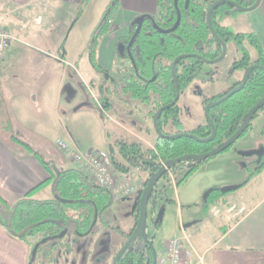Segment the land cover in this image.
<instances>
[{"label":"crops","instance_id":"1","mask_svg":"<svg viewBox=\"0 0 264 264\" xmlns=\"http://www.w3.org/2000/svg\"><path fill=\"white\" fill-rule=\"evenodd\" d=\"M82 1L0 0V26H9L13 33L22 30L27 23L20 26L15 22L14 14L18 11L23 13L28 7L35 9L40 6L48 17L56 11L62 28L70 27L62 54H59L60 47L56 48L53 55L41 48L11 43L0 59V211L4 217L8 216L9 208L22 196L50 177V166L56 170L76 166L64 153L63 159L67 164L62 161L61 165L64 166H59L58 158L48 151L51 139L44 138L39 133L49 131L55 134L61 130L68 133L64 118L69 114L73 117L78 114L95 115L94 108L91 107L95 99L92 93H87V83L80 82L84 89L82 85L78 87L75 83L74 91L71 87L74 83L72 76L74 71L78 73L85 64L94 70L86 49L91 33L110 0H89L81 16L76 18L77 7ZM157 2L158 0H119L120 6L114 21L117 30L105 35L97 49V62L102 69L109 70L115 63L116 68L129 65L127 61H121L117 57V39L125 33L127 24L135 17L155 15L158 11ZM260 7V11L254 14L259 15L256 19L259 18L260 27V22L255 26L251 15L246 12L225 19L224 24L237 32L255 33L264 53V0ZM71 33L74 35L69 38ZM204 69L207 70H203L200 77L209 80L212 77V65H206ZM91 79L97 80L98 76ZM214 94L205 92L204 95ZM81 103L89 104L75 110ZM196 115L201 117V113L197 112ZM242 140L244 143H253L249 137ZM22 143L28 144L31 149H27ZM134 177L135 180L143 181L146 174L137 171ZM50 196L52 197L50 185L39 187L33 192V198L36 199H49ZM175 206L179 218L172 238L183 240L194 260L200 256L202 264H264V169L234 195L215 201L200 220L188 222L189 224L182 221L183 211L178 194ZM132 225L133 221L126 230H121L128 232ZM97 228L98 226L95 233L87 236L90 239V248L88 254H85L86 260L90 259L88 263L99 250V242L106 233L105 229L97 231ZM37 239H29L30 243L23 242L0 225V264H29L31 246ZM91 241L92 245L89 244ZM152 241L156 257H159L164 252L165 240L160 244L159 250L153 239ZM69 255L72 260L75 256L84 258V254L80 255L74 248Z\"/></svg>","mask_w":264,"mask_h":264},{"label":"trees","instance_id":"2","mask_svg":"<svg viewBox=\"0 0 264 264\" xmlns=\"http://www.w3.org/2000/svg\"><path fill=\"white\" fill-rule=\"evenodd\" d=\"M88 1L83 0L79 3L76 18L81 16ZM198 1L177 0L176 7L174 0H158L160 12L163 13L166 10L165 12L167 13L163 22L155 20L153 22L151 17L146 15L138 33H135L137 25L130 24L127 34L121 35L117 39V42H123L127 45L125 55L117 52L118 59L131 60L129 74H126V69L120 71L122 77L117 82L119 90L142 104L153 105L150 111L151 117L155 110L171 102L175 95L170 65L178 55L201 54L206 59H214L221 54L222 47L212 37L206 21L207 9L214 0H206L201 2V4ZM254 2L255 0H250L242 5H252ZM119 6V0H110L93 29L87 45L86 51L90 65L99 73H104L106 70L102 69L97 62L98 45L105 35L117 30L114 21L116 20ZM177 9L181 11L179 26L174 32L163 33L160 29L172 26L176 22ZM238 12L239 10L232 6L223 5L213 10L211 16L213 27L218 36L226 43L233 41L240 52V58L235 59L232 69L243 70L249 65L251 55L246 46L247 43L252 45L256 52L255 63L264 66L263 48L255 33L235 32L229 26L223 25L218 21L220 16L226 14L234 15ZM155 24L157 25L156 27H154ZM131 38L133 43L128 46ZM60 49H64L63 43ZM203 64L204 61L197 56H187L178 61L175 68L181 89L192 82ZM154 76L155 79L152 80ZM82 86L84 87V85ZM97 92L99 98L97 101L101 103L102 108H100L96 100L92 105L98 110L106 111L108 105H110L106 101H109V95L112 94V90L105 86L103 80L99 84ZM263 96L264 70L254 68L249 72L246 83L238 92L209 109V117L216 128V134L212 140L198 142L186 136L174 139H165L157 136L154 142L155 149L144 150L139 143L119 137L107 144V152L112 159L114 170L120 175L130 173L133 170L145 173L144 188L152 170L159 166V160L166 161L188 153H204L215 149L229 139L241 125L248 110ZM218 97L220 95L214 98H206L204 99V104ZM260 110H264V106L258 111ZM258 111L252 119L257 116ZM177 112V105L163 110L158 120L160 128L163 129V126L170 118L173 119V125L176 128L179 127ZM248 128H250V125ZM191 133L200 138H205L211 134V128L205 122L196 127ZM22 144L27 149H31L28 144ZM116 152L120 160L115 158ZM206 160H189L172 167L174 172L175 170L183 169V175L177 183L187 180L199 168L200 164ZM44 164L48 166L46 162ZM263 169L264 153L261 161L256 164V167L249 173L246 180L240 183V187L248 184ZM49 173L50 177L48 179L28 191L9 208L7 217H4L0 211V225L17 239L30 243L29 239L38 238L35 241L36 243L44 237H50L46 242L39 245L35 259L38 256L44 259L45 255H49V253L46 254V251H43V247L49 241H53L51 245L54 247L56 242L63 241L66 238L67 234L61 238L56 237L65 228L71 231L74 236L70 242H65L66 248L63 251L69 252L72 250L73 242L79 237L92 233L95 218L107 226L108 222H105L104 213L114 204L108 191L92 183L87 173L78 166L64 170H56L50 166ZM166 176L167 174L164 175V177ZM46 185L51 186L52 197L49 199L33 198V192L37 188ZM143 188L136 195L132 207L133 227L129 232H121L125 239L130 236L136 226ZM223 194L225 193H222L217 188L211 189L208 197L202 201L204 215L208 212L209 207ZM157 196L154 189L149 201ZM161 221L162 219L156 220L155 218L153 220L154 226L159 227ZM35 243L32 244L31 249ZM154 260L156 261V254L152 238L147 236L145 239L142 235H138L124 250L116 264H153Z\"/></svg>","mask_w":264,"mask_h":264},{"label":"rangeland","instance_id":"3","mask_svg":"<svg viewBox=\"0 0 264 264\" xmlns=\"http://www.w3.org/2000/svg\"><path fill=\"white\" fill-rule=\"evenodd\" d=\"M39 7L40 6L35 9H29L28 7L23 13L18 11L14 14V18L16 19L15 22L19 23L20 26L24 22L27 23L24 27H22V30L14 33L17 40L12 43L41 48L48 54L54 55L57 50L56 48L60 47L62 43H65L70 27L62 28L61 23L58 21L56 11L51 13L50 17H48L47 12ZM260 8L261 7L259 5L255 10L246 12L251 15V19L253 20L255 26L260 21L258 22L259 18L256 19L259 15L254 16V14L257 11H260ZM245 17L243 16V18ZM33 20H36V22ZM228 21L230 20H227V22ZM258 25L260 27L261 22ZM6 27L4 28L8 30L10 29V31L12 30L9 26ZM110 34H112V32ZM73 35L71 33L69 38ZM227 50L226 57L223 60L212 64V80L204 79L203 77H200L201 75H199L183 92L178 103L184 108L183 113L189 121L186 125L188 128H193L197 123H203L205 121L202 114V102L204 98L203 93H223L241 76L240 71L235 73L227 71L230 69L231 59L235 56H239L233 42L228 44ZM250 51L252 57H255L256 54L254 49L250 47ZM62 53L63 50L59 49V54ZM114 65L112 67H109L108 65L109 70H107V72L110 76L116 79L120 76V68H116V63ZM80 68L79 72L75 73L74 71V75L72 76L74 81L71 86L72 90L75 91L76 85L80 87V82L85 81L88 85L87 88L85 87V89L88 90L87 93H92L96 99H99L97 97V85L102 82L103 74H100L96 70H92L88 64H85L83 68ZM206 70L207 69H204V71ZM96 76H98L97 80L91 79ZM104 83L105 85L111 83L110 87H114V84L110 82L109 77L106 78ZM63 92H65V88ZM119 97L122 98V100L118 99L117 96H111L113 105L107 108L106 111L98 110L91 104V107L94 108V116L78 114L73 117L72 114H69L66 118H64V126L67 127L68 133L63 132L62 130L61 132L57 131L55 134L49 131L39 133L42 137L51 139L48 151L58 158V162H60L59 166H64L61 165L62 161H64L65 164L67 163L65 162V159H63L64 155L62 153L64 152L60 149L58 140L63 141L69 147L81 151L88 149L107 151V144L109 142H113L116 138L122 137L128 141L133 140L139 143L144 150L155 149L154 140L156 132L153 127L152 117L150 114V111L153 108L152 105L141 104L139 101H134V99L127 95H121ZM33 102L37 104L35 100ZM99 104L100 108H102L101 103ZM197 112L201 113V117L196 115ZM263 123L264 110H260L258 111L257 116L251 121V126L247 130L248 132L239 137L228 149L201 163L198 170L189 179L183 181L182 183H177V181L183 175V169L175 170V174L172 178L166 176L162 177L158 181L155 187V194L158 196L149 201L146 220V233L154 240L157 250L160 249V244L163 243L164 240L172 238L177 227L179 218L177 207L175 206L177 194L179 195L180 206L183 211L182 221L189 224L188 222L200 220L202 215H204L202 201L205 193L209 189L217 188L220 190L223 187L239 184L246 180L249 173L252 172L256 163L259 161V158L255 161V156H242L241 153L251 151V149L256 150L263 145V143H259L260 141H258L261 138L260 126ZM165 130L169 131V126L165 127ZM244 137H249V140L253 143H244L242 140ZM261 150L262 148L259 151ZM115 158L120 160L117 152L115 153ZM160 161L162 160H159V164ZM136 172L137 171L133 170L130 173L123 174L122 176L134 181V175H136ZM172 172L174 173L173 170ZM240 188L242 187L226 192L220 198H228L231 195H234V193ZM49 198H51V196ZM134 202L135 198L129 196L114 204L112 208L108 209L105 212V217L110 222V225H120L122 229L126 230L133 221L132 207ZM161 210H163L161 225L159 227H155L153 220H155ZM113 230L114 229H107L104 235L105 246L109 249L116 247L120 241L119 234L116 230ZM73 237V234L69 231L66 238L63 241L56 242L54 247L51 245L53 241H49L43 247V251H50L53 249L51 257L53 256L54 260L57 258V261H47L46 264H85V254H87V251H89L90 248L88 245L90 239L88 237H79L75 242H73V248L77 249L80 255L84 254V258L80 261V263L77 261L78 257L76 258V261H71V256L63 253L64 251H62V243L66 241L70 242ZM33 264L43 263L41 258L38 256Z\"/></svg>","mask_w":264,"mask_h":264},{"label":"water","instance_id":"4","mask_svg":"<svg viewBox=\"0 0 264 264\" xmlns=\"http://www.w3.org/2000/svg\"><path fill=\"white\" fill-rule=\"evenodd\" d=\"M230 4L232 6H235L237 9H239L240 11H251V10H254L260 3V0H256L255 3L253 5H251L250 7H243L233 1H230V0H218V1H215L209 8H208V11H207V22H208V25H209V28L212 32V35L214 36V38L216 39V41L220 42L223 46V49H222V53L221 55L216 58L215 60L213 61H206L207 63L209 62H212V63H216V62H219L221 61L225 55H226V44L224 42L221 41V39L217 36V34L215 33L212 25H211V12L214 8H216L217 6L221 5V4ZM146 15H140L136 20L135 22L138 24V29L136 32H138L140 26H141V21L143 20V18H145ZM179 20H180V16H178V20H177V23H176V26L177 24L179 23ZM131 43V42H130ZM118 50L120 52H123V44L122 43H119L118 46H117ZM187 56H190V55H186V54H182V55H179L177 56L173 63H172V75H173V79L176 83V97L174 98V100L169 103V104H166L164 106H161L156 112L155 114L153 115V123L157 129V131L159 132L160 135L166 137V138H177V137H180V136H187V137H190L198 142H208L210 140H212L216 134V128L212 122V120L210 119L209 117V114H208V110L209 108L217 105V104H220L221 102H223L224 100H226L228 97H230L232 94L238 92L243 86L244 84L246 83L247 81V78H248V75H249V72L254 69V68H259V69H263L264 70V66L262 65H257V64H252V65H249L245 70H244V73L242 75V78H241V81L240 83L235 86L233 89H231L227 94H225L224 96H222L221 98H219L217 101H214V102H210L208 103L205 107H204V116L208 122V124L210 125V128H211V134L208 136V137H205V138H199L198 136L194 135V134H191V133H182V134H174V135H165L161 132L160 128H159V125H158V117L161 115V113L163 112V110L169 108L170 106H172L173 104H175L177 98H178V93H179V88H178V83H177V80H176V76H175V64L178 62L179 59L181 58H185ZM202 60L203 57L199 56ZM85 104H89V103H81L79 105H77L74 109L77 110L79 109L81 106L85 105ZM264 106V96L255 104L253 105L247 112L244 120L242 121L241 125L239 126V128L233 133V135L227 139L226 141H224L223 143H221L218 147H216L215 149H212L210 151H207V152H204V153H188V154H184V155H181L177 158H173V159H169V160H166L164 161V165H160V166H156L152 172L150 173L148 179H147V182L145 184V187L143 188L142 190V193H141V197H140V210H139V216H138V220H137V223H136V226L134 228V230L132 231V233L130 234V236L128 237V239L126 240V242L122 245V247L119 249V251L116 253V255L114 256L113 258V261L111 264H116L117 260L119 259V257L121 256V254L124 252V250L129 246V244L138 236V235H142L145 239L147 238V233H146V220H147V211H148V205H149V199H150V196L153 192V190L155 189L158 181L163 177V175L165 174L166 170L167 169H170L172 167H174L176 164H179V163H182V162H186V161H189V160H196V161H203V160H206L208 158H211L215 155H217L218 153L226 150L227 148H229L239 137L242 136V134L247 130V128L249 127L250 125V122L254 116V114L261 108ZM263 153V150L259 151V150H252V151H245L242 153L243 156H250L252 154H262ZM240 187V183L239 184H235V185H230V186H226V187H223L221 188V192L222 193H226V192H229V191H232V190H236L237 188ZM211 192V189H209L205 195H204V199L208 197L209 193ZM162 216H163V210H161L157 217H156V220H159V219H162ZM67 232V229H64L62 232H60L56 237L57 238H61L63 237ZM50 237H44L42 238L40 241L36 242L32 248V251H31V256H30V261H29V264H33V260L35 259V256H36V252H37V249L39 247L40 244L46 242ZM52 238V237H51ZM153 264H155V260L153 261Z\"/></svg>","mask_w":264,"mask_h":264},{"label":"flooded vegetation","instance_id":"5","mask_svg":"<svg viewBox=\"0 0 264 264\" xmlns=\"http://www.w3.org/2000/svg\"><path fill=\"white\" fill-rule=\"evenodd\" d=\"M204 1H206V0H199L198 2L201 4V2H204ZM215 1H218V0H214V1H212V3H211V5L215 2ZM230 1H233V2H235V3H237V4H239V5H241V6H243V7H250L251 5H246V6H244V5H242V4H244V3H248L250 0H230ZM256 1V0H255ZM261 1L262 0H260V3H261ZM186 2V1H185ZM174 3H175V5H176V7H177V0H174ZM255 3V2H254ZM253 3V4H254ZM260 3H259V5H260ZM157 4H158V2H157ZM252 4V5H253ZM210 5V6H211ZM223 5H229V6H232V5H230V4H227V3H225V4H221V5H219V6H223ZM258 5V6H259ZM186 6H187V4H186ZM185 6V7H186ZM209 6V7H210ZM219 6H217V7H219ZM257 6V7H258ZM208 7V8H209ZM216 7V8H217ZM232 7H234L235 9H237L235 6H232ZM256 7V8H257ZM216 8H214L213 10H215ZM255 8V9H256ZM186 9V8H185ZM254 9V10H255ZM213 10H212V12H213ZM237 10H239V9H237ZM166 11V10H165ZM163 12V13H161L160 12V9H159V6H158V11H157V13L155 14V15H148V14H146L147 16H150L151 17V20H153V22H154V20L155 21H160V22H163V19L165 18V16L167 15V13L166 12ZM207 11H208V9H207ZM212 12H211V16H212ZM245 11H240L239 10V12L238 13H236V14H234V15H228V14H226V15H223V16H220L219 18H218V21H219V23H221V24H223V25H226V24H224V20L225 19H227V18H231V17H236V16H238L239 14H241V13H244ZM246 12H248V11H246ZM178 16H180V20H179V23L177 24V26H176V23H177V20H178ZM139 17V16H138ZM138 17H135L134 19H132L128 24H127V26H126V31H125V33L124 34H122V35H126L127 34V32H128V27H129V25L130 24H136L137 25V28H136V30H135V33H138L139 32V30H140V28H141V26H142V23H143V21H144V18H143V20L141 21V26H140V28H139V30H138V32H136L137 31V29H138V24L135 22V20L138 18ZM180 21H181V11H180V9H177V19H176V22L174 23V25H172V26H169V27H167V28H162V29H160L163 33H165V32H174L175 30H176V28L179 26V24H180ZM206 21H207V13H206ZM207 24H208V22H207ZM211 25H213L212 24V17H211ZM157 25L155 24L154 25V27H156ZM228 26V25H227ZM213 27V26H212ZM230 27V26H229ZM233 31H235L232 27H230ZM208 29H209V31H210V33L212 34V32H211V30H210V28H209V25H208ZM213 29H214V27H213ZM215 31V33L217 34V32H216V30H214ZM235 32H237V31H235ZM121 36V35H120ZM217 36H218V34H217ZM212 37L214 38V36L212 35ZM219 37V36H218ZM220 38V37H219ZM215 39V38H214ZM221 39V38H220ZM215 41H216V39H215ZM221 41L222 42H224L225 44H226V47L228 46V44L230 43V42H233V41H229L228 43H226L225 41H223L222 39H221ZM131 42V43H130ZM217 43H219L220 45H221V47H222V49H223V46H222V44L220 43V42H218V41H216ZM119 43H122L123 44V52H120L119 50H118V48H117V46H118V44ZM132 43H133V39L131 38L130 40H129V42H128V46H131L132 45ZM234 43V42H233ZM235 45V44H234ZM126 46L127 45H125L123 42H116V52H119L121 55H125L126 53ZM246 46H247V48H248V50H249V52H250V46L251 47H253L252 45H250V44H246ZM235 48H236V51L238 52V54H239V56H235V57H233L232 59H231V65H230V69H228L227 71L228 72H231V73H235V72H241V76H240V78H238L231 86H229V88H227L223 93H220V94H217V93H215L214 95H211V96H206V95H204V98H203V102H202V108H203V117H204V122L203 123H197L193 128H188L186 125H187V123L189 122L187 119H186V117H185V115H184V108L178 103L179 102V100H180V98H181V96H182V94H183V92L189 87V85L195 80V78H197L201 73H202V71L204 70V68L206 67V65H212V64H214V63H212V62H209V63H207V62H205V60L206 61H213V60H215L216 58H214V59H206L203 55H201V54H186V55H190V56H197V57H199V56H201V57H203V61H204V64L202 65V68H201V70L199 71V73L194 77V79L192 80V82L190 83V84H188L185 88H180V84H179V81H178V78H177V74H176V64L178 63H176L175 64V67H174V69H175V76H176V80H177V83H178V88H179V93H178V98H177V100H176V102H175V104H173V105H177V107H178V112H177V120L179 121V123H180V125H179V127H175L173 124V119L172 118H170V119H168L167 120V122H166V124L163 126V129H161L160 128V126H159V128H160V130H161V132L163 133V134H165V135H174V134H182V133H191V131H193L196 127H198L199 125H202V124H204L205 122H207V120H206V118H205V116H204V107L208 104V103H210V102H214V101H217L219 98H221L222 96H224L225 94H227L231 89H233L235 86H237L240 82L239 81H241V78H242V75H243V73H244V70L249 66V65H252V64H256L255 63V58H253L252 57V54H251V52H250V55H251V61H250V63H249V65L245 68V69H243V70H236V69H232V65H233V62L235 61V59H238V58H240V52L238 51V49H237V47H236V45H235ZM254 49V48H253ZM227 48H226V54H227ZM221 53H222V51H221ZM182 55V54H181ZM221 55V54H220ZM219 55V56H220ZM179 56V55H178ZM218 56V57H219ZM217 57V58H218ZM225 57H226V55H225ZM224 57V58H225ZM200 58V57H199ZM223 58V59H224ZM222 59V60H223ZM180 60V59H179ZM178 60V61H179ZM121 61H127L128 63H129V65L128 66H122L121 68H120V70H119V77L118 78H114V77H112V76H110L109 74H108V72H107V70L104 72V73H100V74H103V80L104 81H106V78H108L109 77V80H110V82H112L113 84H114V87H110L111 86V83H109L108 85H105V86H107V87H109L111 90H112V94L111 95H109V101H106V103L108 102V103H110V105H108V108L110 107V106H112L113 105V102L111 101V96H117L118 97V99H121L122 100V98H120L119 96H121V95H123V96H125L126 94H123V93H121L120 92V90H119V87H118V85H117V82H119L120 81V78L122 77V74L120 73V71L121 70H123V69H126V74L128 75L129 74V69H130V64H131V60L130 59H122ZM174 61V60H173ZM173 61L171 62V67H170V71H171V75H172V63H173ZM164 63H168V62H164ZM217 63V62H216ZM258 65V64H257ZM213 74V73H212ZM232 75H234V74H232ZM231 75V76H232ZM212 78H213V76L210 78L211 80H212ZM155 79V76L154 77H152V80H154ZM209 79V80H210ZM103 80H102V82H103ZM172 80H173V82H174V87H175V95H174V97H173V99H172V101L174 100V98L176 97V93H177V91H176V83H175V81H174V79H173V75H172ZM101 82V83H102ZM237 82H239L237 85H236V83ZM105 84V83H104ZM83 85V84H82ZM98 86L99 85H97V89H98ZM82 88H83V86H82ZM84 89V88H83ZM203 94H205V93H203ZM220 95V97H218L217 99H212V100H210V101H208L207 103H205L204 104V99H206V98H214V97H217V96H219ZM128 96V95H127ZM94 97V96H93ZM98 97V96H97ZM130 97V96H129ZM95 99V98H94ZM134 101H137L138 102V100H135L134 99ZM171 101V102H172ZM171 102H169V103H171ZM169 103H167V104H169ZM142 104V103H141ZM145 105V104H144ZM166 105V104H165ZM172 105V106H173ZM164 106V105H163ZM152 107H153V105H152ZM161 107V106H160ZM159 107V108H160ZM171 107V106H170ZM158 108V109H159ZM157 109V110H158ZM210 109V108H209ZM157 110H155L154 111V113H153V115L155 114V112L157 111ZM209 111V110H208ZM162 114V113H161ZM209 114V113H208ZM153 115H152V124H153V127H154V129H155V132H156V137L157 136H160V137H162V138H165V139H171V138H166V137H164V136H162V135H160L159 134V132L157 131V129H156V127H155V125H154V123H153ZM161 116V115H160ZM159 116V117H160ZM159 117H158V120H159ZM253 120V119H252ZM251 120V121H252ZM208 123V122H207ZM158 125H159V121H158ZM167 126H169V128H170V130L169 131H167V130H165V127H167ZM210 126V125H209ZM250 126H251V122H250ZM249 128H247V130H248ZM246 130V131H247ZM246 131L242 134V135H244L245 133H246ZM191 134H194V133H191ZM260 134H261V141L259 142V143H263V145L260 147V148H258L257 150H260L261 148H262V150H263V153H264V124L260 127ZM195 135V134H194ZM197 136V135H196ZM156 137H155V139H156ZM180 137H182V136H180ZM187 137V136H186ZM178 138V137H177ZM200 138V137H199ZM174 139V138H173ZM154 142H155V140H154ZM235 143V142H234ZM263 153L262 154H260V155H258V154H252L251 156H255V161L259 158V161L257 162V163H259L260 161H261V158H262V155H263ZM256 163V164H257ZM255 167H256V165H255ZM254 167V168H255ZM172 169V168H171ZM165 174H167V172H165ZM164 174V175H165ZM174 174H175V172L173 173V176H174ZM164 175H163V177H164ZM143 181H144V179H143ZM114 204H116L117 202H113ZM114 204L110 207V208H112L113 206H114ZM110 208H108V209H110ZM107 209V210H108ZM106 210V211H107ZM105 211V212H106ZM104 219H105V222H108V225L107 226H105V225H103L102 224V222L101 221H98L96 218L94 219V221H93V230H92V233H90V234H93V233H95L96 231V227L98 226V228H97V231L100 229V230H103V229H105V230H107V229H114V230H116L117 231V233L119 234V236H120V241H119V243H118V245L116 246V247H113L112 249H109V248H107L106 246H105V243H104V239L101 241V242H99V250L97 251V252H95V256L93 257V259L88 263L87 261L88 260H90V259H88V260H86V262H85V264H102V262L103 263H105V264H111L112 263V261H113V258H114V256L116 255V253L119 251V249L122 247V245L126 242V240L128 239H125L123 236H122V234H121V232H124V231H122L121 230V227H120V225H117V226H114V225H110V222L106 219V217H105V213H104ZM133 224H134V219H133ZM118 227V228H117ZM132 227H133V225H132ZM131 227V228H132ZM65 229H67V228H65ZM64 230V229H63ZM62 230V231H63ZM113 230V231H114ZM131 230V229H130ZM129 230V231H130ZM61 231V232H62ZM128 231V232H129ZM69 232V230L67 229V232H66V234ZM72 233V232H71ZM124 233H126V232H124ZM65 234V235H66ZM90 234H88V235H90ZM88 235H85V236H82V237H87ZM148 236V235H147ZM149 237V236H148ZM41 240V239H40ZM39 240V241H40ZM38 242V241H37ZM67 242V241H66ZM90 244L92 245V241L90 242ZM62 246H63V249H62V251L66 248V243L64 242V243H62ZM72 247V246H71ZM117 248V249H116ZM72 250H73V247H72ZM101 251V252H100ZM111 251V252H110ZM51 252V253H50ZM70 252L71 251H69V252H66V251H64L63 253H65V254H67V255H69L70 254ZM37 253V252H36ZM47 253H49V255H45L46 257L44 258V259H42L41 257V260H42V263L43 264H46V262L47 261H57V258L54 260V258H53V256L51 257V254L53 253V249L52 250H46V254ZM87 254H88V251H87ZM78 255V254H77ZM70 256V255H69ZM78 257V259H77V261L80 263V261H82V259H80V256H77ZM76 256L74 257V260L76 261V258H77ZM74 260H72L71 259V261H74ZM84 264V263H83Z\"/></svg>","mask_w":264,"mask_h":264},{"label":"built area","instance_id":"6","mask_svg":"<svg viewBox=\"0 0 264 264\" xmlns=\"http://www.w3.org/2000/svg\"><path fill=\"white\" fill-rule=\"evenodd\" d=\"M15 40H17V37L14 33L0 26V59H2L8 46ZM94 98L97 101L95 96ZM97 103L100 105L98 101ZM58 145L76 166L87 173L92 183L108 191L114 202H120L129 196L135 198L143 188L144 181L141 179L131 181L114 170L112 159L107 151L98 149L81 151L69 147L63 141H58ZM160 165H164V162L160 161ZM166 172L167 176L173 177L172 169H167ZM155 264L202 263L200 256L197 260L193 259L191 251L183 240L170 238L164 241V252L159 257H156Z\"/></svg>","mask_w":264,"mask_h":264},{"label":"bare ground","instance_id":"7","mask_svg":"<svg viewBox=\"0 0 264 264\" xmlns=\"http://www.w3.org/2000/svg\"><path fill=\"white\" fill-rule=\"evenodd\" d=\"M213 26V25H212ZM215 30V29H214ZM212 35V34H211Z\"/></svg>","mask_w":264,"mask_h":264}]
</instances>
